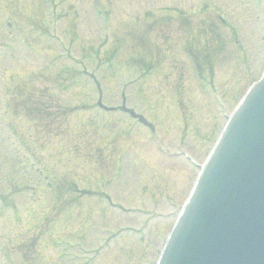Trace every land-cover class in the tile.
I'll use <instances>...</instances> for the list:
<instances>
[{
  "label": "rangeland",
  "instance_id": "rangeland-1",
  "mask_svg": "<svg viewBox=\"0 0 264 264\" xmlns=\"http://www.w3.org/2000/svg\"><path fill=\"white\" fill-rule=\"evenodd\" d=\"M98 1L0 0V264H152L196 172L178 151L201 163L264 67V0Z\"/></svg>",
  "mask_w": 264,
  "mask_h": 264
},
{
  "label": "water",
  "instance_id": "water-1",
  "mask_svg": "<svg viewBox=\"0 0 264 264\" xmlns=\"http://www.w3.org/2000/svg\"><path fill=\"white\" fill-rule=\"evenodd\" d=\"M158 264H264V73L226 123Z\"/></svg>",
  "mask_w": 264,
  "mask_h": 264
}]
</instances>
